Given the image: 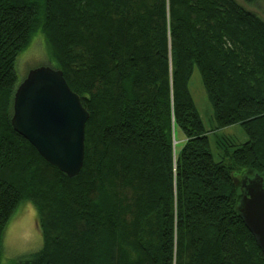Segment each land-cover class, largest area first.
<instances>
[{
	"label": "trees",
	"instance_id": "16d2710c",
	"mask_svg": "<svg viewBox=\"0 0 264 264\" xmlns=\"http://www.w3.org/2000/svg\"><path fill=\"white\" fill-rule=\"evenodd\" d=\"M37 32L89 114L73 179L10 125L17 58ZM232 126L244 143L216 134ZM248 172L264 178L259 15L237 0H0V262L31 202L42 247L14 264H264L236 211Z\"/></svg>",
	"mask_w": 264,
	"mask_h": 264
},
{
	"label": "water",
	"instance_id": "95a60500",
	"mask_svg": "<svg viewBox=\"0 0 264 264\" xmlns=\"http://www.w3.org/2000/svg\"><path fill=\"white\" fill-rule=\"evenodd\" d=\"M89 114L50 66L27 72L12 100L10 125L49 166L73 179L84 160V131ZM236 211L264 258V178L254 175L240 182Z\"/></svg>",
	"mask_w": 264,
	"mask_h": 264
},
{
	"label": "rangeland",
	"instance_id": "374dc122",
	"mask_svg": "<svg viewBox=\"0 0 264 264\" xmlns=\"http://www.w3.org/2000/svg\"><path fill=\"white\" fill-rule=\"evenodd\" d=\"M237 1L264 20V0H254L251 4L246 3L245 0ZM46 50L47 45L44 37L40 32H37L32 36L29 47L17 58L18 84L25 78L29 70L47 65ZM189 89L205 129L210 132L212 153L215 154L214 135L211 133L214 128L212 111L197 71H194L192 75ZM216 134L229 136L239 143L246 141L245 135L237 126L222 129ZM253 176V173L248 172L244 176L237 177V188H239L238 185L243 177L252 178ZM238 190L241 195V189ZM41 247L42 237L36 208L31 202H22L12 214L4 231L0 264H14L21 257L37 253Z\"/></svg>",
	"mask_w": 264,
	"mask_h": 264
}]
</instances>
